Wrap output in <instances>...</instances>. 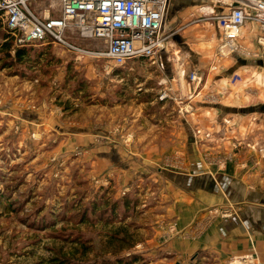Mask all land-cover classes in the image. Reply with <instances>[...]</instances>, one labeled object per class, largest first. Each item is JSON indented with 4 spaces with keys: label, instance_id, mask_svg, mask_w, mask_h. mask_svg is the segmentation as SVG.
I'll return each instance as SVG.
<instances>
[{
    "label": "rangeland",
    "instance_id": "374dc122",
    "mask_svg": "<svg viewBox=\"0 0 264 264\" xmlns=\"http://www.w3.org/2000/svg\"><path fill=\"white\" fill-rule=\"evenodd\" d=\"M3 34L0 106L25 110L28 119L32 113L64 125L54 131L45 126L34 129L28 123L0 124V264H166L163 248L174 231L171 227L166 231L162 184L166 183V169L184 166L183 157L172 159L168 155L170 159L164 161L140 162L146 165L147 174L121 191L113 169L97 174L86 158L92 151L98 154L106 142L113 146L108 150L112 155L121 146L128 153L134 151L137 132H146L147 126L141 123L153 127L149 134L159 135L160 141L170 132L161 128L154 131L157 126L179 125L181 138L186 141L196 135L199 154L218 168H224L233 158H252L253 168L264 160V126L245 129L246 125L264 124V115L244 116L245 112L236 113L238 109L216 112V105L232 103L225 93L209 90L196 103L168 91L171 99L160 104L164 92L160 83L165 73L148 59L128 62L124 68L108 73V60L77 56L61 47L45 45L34 46L31 63L16 62L7 56ZM71 42L88 51L102 45L78 35L72 36ZM43 52L38 63L37 56ZM169 57L173 62L176 56ZM223 66L209 68L198 87L208 86L209 76V86L217 80L214 76H225ZM252 75L249 96L245 98L241 90L233 95L237 104H248L256 98L253 104L259 107L264 104V97H260L264 79ZM186 81H191L190 73ZM200 106L207 109L199 116ZM189 124L197 127L184 130ZM79 125L90 129L89 143H73L67 129ZM202 125L217 127L204 130ZM170 135L168 139L178 140L174 133ZM253 140L259 144L248 148ZM3 145L7 147L4 151ZM243 166L249 167L247 163ZM127 197L131 200L129 209L124 206Z\"/></svg>",
    "mask_w": 264,
    "mask_h": 264
},
{
    "label": "crops",
    "instance_id": "0c3cea01",
    "mask_svg": "<svg viewBox=\"0 0 264 264\" xmlns=\"http://www.w3.org/2000/svg\"><path fill=\"white\" fill-rule=\"evenodd\" d=\"M257 2L264 0H170L164 33L171 38L166 52L152 61L153 65L162 68L165 73V79L160 83L164 86L163 90L179 98H192L193 102L209 90L215 94L225 93L229 95L227 100L232 103L229 106L216 105V112L238 109L236 113L245 112L244 116L256 113L264 115V104L259 107L253 104L256 98L250 99L248 104H237V98L233 95L236 90H241L245 98L249 96L247 90L253 82L252 74L264 79V23L247 20L236 41L239 51L229 57H221L219 47L222 44V32L214 20L216 16L229 14L235 7H242L248 15L253 16ZM169 54H175L173 62L170 57L166 58ZM218 64H225L223 67L226 68V75L214 76L217 80L210 86L212 76L206 77L208 86L200 88L192 81H186L187 73H197L203 80L206 71L217 68ZM260 97H264V91ZM118 108L121 107H114L116 110ZM204 108L198 107L199 116L204 115L207 107ZM141 111L140 108L139 114L136 112L138 117ZM32 115L28 119L25 110L0 106V124L25 126L28 123L34 129L44 126L54 131L63 129L64 124L60 121L48 122L42 115ZM140 125H146L147 128L143 127L145 133L137 132L132 149L134 151L128 153L122 146L116 151L114 147V156L108 151L113 146L106 142L98 154L92 151L86 158L94 166L92 171L97 174L113 169L117 189L121 191L123 187H133L136 181L147 174L146 165L141 166L140 162H159L166 158L176 159L180 155L183 157L181 164L184 166L180 169H166V183L162 184V195L166 202V231L170 227L174 231L163 248L166 264H240L239 259L247 256L255 258L257 264H264V160L253 168L255 160L252 158H233L224 168H218L208 164L199 154L196 135L186 141L181 138L179 125L167 123V126L162 124L154 130L160 131L161 128L170 134L174 133L172 136L177 137V141L168 139L170 134L165 133L160 141L159 135L149 134L153 127L147 122ZM263 126L260 122L255 126L246 125L245 129H259ZM83 127L79 125L67 129L73 137V143H89L90 129ZM196 127L191 124L187 129L184 127V130H194ZM201 127L207 130L217 125ZM251 144L259 143L253 140L248 148L252 147ZM6 148L5 145L1 149L4 151ZM244 163L249 167L243 166Z\"/></svg>",
    "mask_w": 264,
    "mask_h": 264
},
{
    "label": "built area",
    "instance_id": "2783aa9c",
    "mask_svg": "<svg viewBox=\"0 0 264 264\" xmlns=\"http://www.w3.org/2000/svg\"><path fill=\"white\" fill-rule=\"evenodd\" d=\"M170 0H0V33L11 42V52L31 46L53 45L77 56L108 60L105 70L124 68L129 61H155L166 52L171 36L164 33ZM253 16L242 7L214 17L222 32L221 57L239 51L236 44L247 20L264 23V2H257ZM78 35L83 40L101 42L88 51L71 42ZM199 84L201 77L191 74ZM171 99L164 91L160 100ZM170 238V235H168ZM240 264H257L255 258L239 259Z\"/></svg>",
    "mask_w": 264,
    "mask_h": 264
},
{
    "label": "trees",
    "instance_id": "16d2710c",
    "mask_svg": "<svg viewBox=\"0 0 264 264\" xmlns=\"http://www.w3.org/2000/svg\"><path fill=\"white\" fill-rule=\"evenodd\" d=\"M11 46H12V43L11 42H7V44L5 45V50L8 52V58H10V59H12V60H16V62H24V61H26V62H28V63H31V61H30V59H31V53H33V46H31V47H25V48H19V49H17L16 50V52H15V54H13L12 52H11ZM46 46H50V45H46ZM36 53V52H35ZM13 54V55H12ZM12 55V56H11ZM43 55H45V52H43V53H40L39 54V56H37V58H39L38 59V63H41L42 62V59H41V57L43 56ZM140 60H143V59H140ZM37 61V60H36ZM130 62V61H129ZM33 64H35V63H33ZM128 64V63H127ZM126 64V65H127ZM36 65V64H35ZM34 65V66H35ZM117 69H119V68H117ZM164 101H166V100H161V102H160V104H162ZM130 205H131V200H130V198L129 197H127V198H125L124 199V206L127 208V209H129V207H130ZM115 209H116V207L114 208V210L113 211H115Z\"/></svg>",
    "mask_w": 264,
    "mask_h": 264
},
{
    "label": "water",
    "instance_id": "95a60500",
    "mask_svg": "<svg viewBox=\"0 0 264 264\" xmlns=\"http://www.w3.org/2000/svg\"><path fill=\"white\" fill-rule=\"evenodd\" d=\"M177 264H181V263H177Z\"/></svg>",
    "mask_w": 264,
    "mask_h": 264
}]
</instances>
